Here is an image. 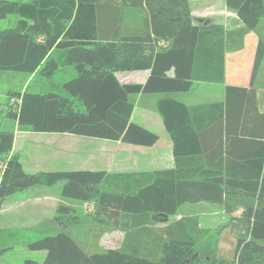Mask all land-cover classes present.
<instances>
[{
	"label": "trees",
	"instance_id": "16d2710c",
	"mask_svg": "<svg viewBox=\"0 0 264 264\" xmlns=\"http://www.w3.org/2000/svg\"><path fill=\"white\" fill-rule=\"evenodd\" d=\"M226 2L248 29L252 62L244 50L228 52L223 24L195 22L190 0H0V18L18 16L0 30V72L49 80L9 91L16 108L7 117L19 130L152 146L160 135L132 120V96L161 93L157 109L177 160L176 168L152 171L30 173L13 153L15 128L0 126V210L19 192L63 183L56 214L45 221L51 232L27 242L44 259L25 264H264V112L254 87L264 60V41L255 39L264 0ZM138 70L150 71L144 83L117 76ZM248 72L250 84L239 83ZM59 73L65 78L56 82ZM196 82L225 83V100L189 106L169 95ZM76 202L94 203L100 222L125 232L123 245L88 250L68 231L82 220ZM201 202L220 205L230 216L225 225L241 230L232 261L216 255L223 224L174 218ZM18 232L0 229V257L24 239Z\"/></svg>",
	"mask_w": 264,
	"mask_h": 264
},
{
	"label": "rangeland",
	"instance_id": "374dc122",
	"mask_svg": "<svg viewBox=\"0 0 264 264\" xmlns=\"http://www.w3.org/2000/svg\"><path fill=\"white\" fill-rule=\"evenodd\" d=\"M17 21L18 16L16 14H10L5 18H0V30L15 26ZM61 77V73H59L54 80L60 82ZM48 83L49 80L39 73L32 76L13 71L0 72V103L4 110L0 114L1 128H12V124L16 122V120L7 117V114L16 108L15 100L9 95L10 90L24 88L29 84L32 88L38 89L42 88L43 84ZM192 94L198 95V97L200 95L198 89H194ZM159 95L161 93H142L140 97L136 95L132 96V100L137 103V111L133 117L134 122L141 123L142 120H145L144 115L146 113H149L150 110L154 112L156 101L161 97ZM69 135L75 136L69 139L70 142L67 143L68 145L72 143L76 144L74 159L65 162L61 161L57 164H48L50 165L49 171H54L55 169H111L114 165V157L124 158L134 153L132 151L134 150L132 144L129 143H118L115 140L80 136L71 133ZM32 144L33 141H30L28 146ZM25 153L23 155L24 162L28 166V169H30L26 160L29 155ZM62 189V182L52 186L39 185L12 195L5 200L0 210V229L13 228L19 230L18 235H22L24 239L20 240L19 244H16L14 248L6 251L0 257V264H25L26 258L39 261L44 259L45 253L43 251L30 250L27 242L36 241L49 235L51 232L48 229V225H45V221L55 216L59 198L62 197ZM37 196L40 199L36 198ZM75 205L82 209V220L79 224L70 227L68 231L83 243L88 250L119 248L123 245L125 232L113 229L104 222H100L95 217L94 203L76 202ZM184 214L197 215L203 225L213 229L223 224L224 226L218 232L216 255L220 260H233L237 238L242 232L241 230H236L231 225H225L229 221L230 216L224 213L220 205L205 203L197 205L187 204L182 207L179 214L174 218H179V216ZM235 214L238 216L239 212ZM9 243L13 244V242Z\"/></svg>",
	"mask_w": 264,
	"mask_h": 264
},
{
	"label": "crops",
	"instance_id": "0c3cea01",
	"mask_svg": "<svg viewBox=\"0 0 264 264\" xmlns=\"http://www.w3.org/2000/svg\"><path fill=\"white\" fill-rule=\"evenodd\" d=\"M190 6L192 8V14L195 22L223 24L227 30L226 47L228 52L231 53L239 49L244 50L246 52V56L250 62H252V58L254 57V49L253 47L247 48L248 46L245 40L248 29L239 19L237 12L234 9L228 7L226 0H190ZM255 39L258 41H264V18L260 21L259 25L255 29ZM68 67L71 69V66ZM69 68H65L67 69L66 71H68ZM70 73H72L71 70ZM149 74V70H138L118 72L117 76L122 83H144L147 80ZM249 74L250 72H248L245 75L246 78H243V80L239 83L249 85ZM32 76L34 75L32 74ZM64 78L65 76H63L61 80L63 81ZM254 87L257 91L259 109L260 111L264 112V60L261 62L255 77ZM194 89H198L200 93L199 97L198 95L192 94ZM141 95L142 94H138L136 96L140 97ZM164 95L166 94H161L159 96ZM169 95L176 97L189 106L222 102L226 97V85L225 83L196 82L194 83L192 89L188 92H178ZM157 101L153 110L154 112L150 110L149 113H146L144 115L145 120H142V122L139 124L157 133L159 132L158 134L160 135V139L158 142L152 146L132 144L134 149L132 150L134 152L132 153L133 155L131 154L124 158L114 157L113 167L106 170L110 172H124L176 168L177 160L174 155V141L164 125L163 117L157 109ZM136 104L137 103H135L132 120L137 111ZM12 125V127L15 128V143L13 153L20 155L21 161L26 171H49V166L51 164H57L61 161H71L74 159L76 153V144H67L70 142L69 139L75 137L74 135H69V133L50 132L33 133L32 131L19 130L17 122H14ZM30 141H33V144L28 146ZM117 142L124 143L122 141ZM26 149L28 150L27 152ZM80 150L82 149L80 148ZM24 153L29 155L26 160L30 169H28V166L24 162ZM36 198L40 199L38 196ZM61 198H59V201ZM204 203L209 204L206 202ZM198 204H203V202Z\"/></svg>",
	"mask_w": 264,
	"mask_h": 264
}]
</instances>
